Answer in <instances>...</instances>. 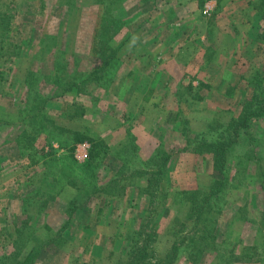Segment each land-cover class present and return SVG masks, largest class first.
I'll return each mask as SVG.
<instances>
[{
    "label": "rangeland",
    "instance_id": "1",
    "mask_svg": "<svg viewBox=\"0 0 264 264\" xmlns=\"http://www.w3.org/2000/svg\"><path fill=\"white\" fill-rule=\"evenodd\" d=\"M28 254L264 264V0H0V264Z\"/></svg>",
    "mask_w": 264,
    "mask_h": 264
},
{
    "label": "trees",
    "instance_id": "2",
    "mask_svg": "<svg viewBox=\"0 0 264 264\" xmlns=\"http://www.w3.org/2000/svg\"><path fill=\"white\" fill-rule=\"evenodd\" d=\"M256 113H253V115H255ZM248 119H246L245 121H247ZM243 123V122H242ZM241 123V124H242ZM75 142H81L84 139H91L89 138L87 135H82L81 132H75L74 136H73ZM220 146H217L216 144H205V146H207L208 148L216 151L217 149H224V146H227L226 143H220ZM93 147V146H92ZM90 158H93V156H96V153L93 152V150L90 151ZM165 160V159H164ZM187 203V202H186ZM184 203V205L186 204ZM183 205V206H184ZM188 210H192L195 211V218L196 219H200L201 217V211H202V207H200L199 205H195L193 203L190 204V209L188 207ZM31 256L28 254L27 257L25 258V260L19 261L16 257L13 256V263L12 264H28L30 261Z\"/></svg>",
    "mask_w": 264,
    "mask_h": 264
}]
</instances>
